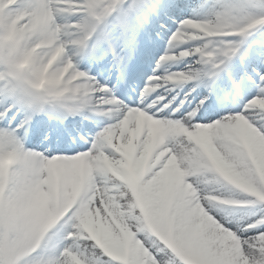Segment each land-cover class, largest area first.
<instances>
[{
    "label": "snow or ice",
    "instance_id": "6c2138e0",
    "mask_svg": "<svg viewBox=\"0 0 264 264\" xmlns=\"http://www.w3.org/2000/svg\"><path fill=\"white\" fill-rule=\"evenodd\" d=\"M118 4L119 0H12L8 2L7 8L0 10V37H3L0 45V81L6 89L16 94L18 103L35 111H42L45 105H54L63 99L78 100L83 106L89 103L90 93L94 92L102 94L95 101V108L106 105L122 109V119L105 129L92 144L90 151L80 152L67 145L62 138L48 140L45 137L48 140L45 147L50 148V158L47 159L38 153L23 151L16 137L25 123H30V118L22 121L15 129H0V157L5 160V184L10 159L11 164L19 165L25 174L46 173L41 183L47 186L46 190H42L40 183L35 184L30 197L23 201L10 199L7 194L0 197V264H144V253L147 254L148 264H264V216L229 227L230 222L218 218L213 212L217 204L208 209L210 218L199 215L190 206L191 202L185 199L180 189V180L174 179L175 171L162 156L163 149L160 148L163 145L183 153L187 151L190 138L213 157L236 188L264 203V152L260 150L264 142L243 126L232 123L236 116H243L250 122L249 117L254 111L264 120V111L253 104L254 101H264V95L252 98L237 113L224 117L214 112L210 103L201 100L200 107L194 108L187 115L182 114V121L161 120L146 115V109L124 108L117 100L105 98L111 97L107 88L95 84L85 73L74 68L83 77L82 87L61 89L53 86L47 90L27 80L19 70L16 63L21 38L18 24L27 23L29 19L40 24L61 13L78 15L82 19L73 28L74 39L71 43L77 48H83ZM236 11L242 14V9ZM258 24L264 25V18L241 22L234 19L230 11L217 14L214 21L187 19L180 23L169 44L242 36ZM104 38L101 35V39ZM211 52L205 44L203 47L181 51L178 56L165 55L163 60L198 54V62L203 63L211 58ZM234 52V45L220 49L215 53L213 64L219 68L223 58ZM191 75L196 76L197 73ZM257 75L261 82L260 92L264 93V74ZM186 79L189 76L184 73L165 75L162 79L154 76L144 93H150L170 81ZM8 111H11V106L0 113V119ZM68 111L72 112L73 109L69 108ZM138 120L142 122L140 128H137ZM201 120L208 122H197ZM132 131L136 132L135 151L129 154L125 150L131 142ZM258 132L264 136V124L260 125ZM73 152L78 154L57 155ZM122 161L131 166V173L121 165ZM81 162L87 165V175L78 195L70 200L63 193ZM54 166L60 172L58 218L54 223L42 227L36 218L43 198L55 189L56 178L52 175ZM112 166L119 172L123 185L116 181L98 179L114 173ZM130 176L132 183H129ZM123 186L137 191L139 208L144 211L143 227L135 232L139 248L130 246L120 224L113 227L104 220L106 231L98 230L97 237L107 249L108 254L103 256L108 259L89 261L79 246L65 247L58 255L47 260L38 258L41 241L50 229L56 225H66L70 230L65 238L77 242L82 235L81 230L90 226L93 213L99 205L116 197ZM221 200L224 202L219 204L236 203ZM100 218L97 214V223Z\"/></svg>",
    "mask_w": 264,
    "mask_h": 264
},
{
    "label": "rangeland",
    "instance_id": "374dc122",
    "mask_svg": "<svg viewBox=\"0 0 264 264\" xmlns=\"http://www.w3.org/2000/svg\"><path fill=\"white\" fill-rule=\"evenodd\" d=\"M9 1L10 0H8V2ZM238 8L242 9V14L236 11ZM186 11H193L198 15L192 16L184 14ZM225 11L232 12L233 18L238 19L241 22L249 19L264 18V14H262L264 12V0H195V2H192L191 6L184 3L183 0H119V4L113 10L111 15L106 18L104 24L97 29V32L92 36L91 40L86 42L88 43L87 47L77 48L70 40L65 42L64 58L71 61L73 68L76 71L87 73L86 76L95 84H99L101 87H105L107 89H118V87H120V80L122 79L121 77L123 74L121 63L124 59L125 61H129V58L125 57L126 53H128V50H126L128 43H130L129 46L133 49L132 51H135L139 50V45L142 47L143 43H149L148 39L150 40L152 37V44H150L155 50L157 47V52L155 53V55H157L161 52V50L165 49L166 45L169 43L166 41L165 45V39L167 37L171 38L182 21L187 19L197 21H214L217 14ZM257 11L263 12L258 14L256 13ZM81 19L82 17H79L78 15H69L66 18L58 19V23L79 24ZM155 29L159 31V33L156 32ZM70 31L74 30L70 29ZM166 32L168 33L164 37V33ZM245 34L246 37L240 40L236 37L225 40L223 48L229 45H234L235 52L231 56L224 58V62L220 63L219 68H217L214 64L211 65L207 63L206 61L199 63L198 61L200 60V57L198 54L190 57H184L186 63L184 69L181 71H177L179 68H173V66L168 68L167 72L164 68H159V64H156V66H149V69L153 71H147L142 76L140 91L141 89L144 91V89L148 86V82L154 76L162 79L165 75L175 73H184L185 75H188L189 79L191 78L192 80H196L198 82V87H200L203 84V81L200 80L208 76V73L211 70H215L216 72L222 71L227 67L225 62L232 61L235 66V70L226 69L224 74L221 76L223 83L219 84L220 90L216 96H213V99L207 95H204L203 97L198 95L194 102L193 100L190 102V104L193 102L191 107H185V102L189 99L188 96L193 94V92H191L192 88L189 90L186 89L182 91L183 95L176 94L171 96V101L177 100L179 101V104H173L174 107H172L169 112L178 117L176 121H182L183 115H187L188 112L192 111L194 108L200 107V101L204 100L205 103L211 104L212 110L219 113L220 117L237 113L241 107L246 105L252 98L257 97L258 95H264V93L260 92L261 82L257 75V73L264 74V70L259 72L256 70L251 71L254 69L253 64L258 61L262 62V66L264 67V25L258 24L254 28L249 29ZM101 35L106 38L101 39ZM154 39H157L161 44L158 45L153 42ZM94 40L96 41L94 42ZM206 40L207 39L178 42L173 46H168V51L165 55L178 56L181 51L190 50L196 47H203ZM207 55L208 54L206 53V56ZM180 59H175L173 62L176 63ZM251 72H255V74H252ZM192 73H197V75L192 76ZM178 81L180 80H176L174 82ZM3 85L4 83L0 86V89ZM175 87L176 86L168 82L167 84H163L161 87L155 88L153 93L161 92L163 89L170 92L173 91ZM209 87L210 84H205L203 86V88L208 89ZM134 92L135 91H133V93ZM91 94V103H89V108H83V105L81 112L75 115L73 125L67 127V130L60 134V138H56H62L67 145L78 149L80 152L90 151L92 144L97 140L100 134L104 132L105 129L119 122L116 118L110 120L106 119L107 113L105 112L111 108L114 109L113 106L102 105L99 109H105V112L103 111L104 114L96 113V110L98 109L93 105L99 95L102 94L94 92ZM8 96H10V99L7 100L8 103H6V105L9 104L8 107H10L12 105L11 100L14 96H16V94L10 93ZM132 96L136 99L137 93ZM105 98L115 99L120 104L126 102L123 95H121L120 90L118 91V94ZM157 98L160 100L164 99L163 95L158 96ZM130 99L132 100V97ZM210 99H212L211 102ZM160 102L156 103L154 101V103L151 104L152 113L159 110L164 105H168L167 102ZM6 105H0V113L5 111L4 107ZM134 105L135 104L128 102L125 107H134ZM16 109H11L13 113L11 116H7L9 113L8 111L7 115L3 119H0V129H15L22 121H26L29 114L31 115L30 117H32L33 114L37 113L35 110L28 109L23 105H20L19 111ZM56 110L57 109L53 106L50 108V111L53 114H60L62 111L61 109L58 112ZM19 112H21V115L18 114ZM39 115L42 117V114ZM13 116H15L14 120ZM92 117L100 118L101 120L99 124H93ZM50 121L53 122V118H51ZM197 122L207 123L208 121L201 120ZM30 126L32 125H27V123H25L24 128H21L16 133V137L20 141L22 148L26 152L38 153L39 155L44 156L45 159L50 158L48 155L50 148L45 147L48 143V140H45V137L50 140V132L47 133L44 131L43 135L34 136L29 133ZM55 133L56 132H53L52 135ZM131 147L132 144H129L126 149L128 153L130 152V154L132 152ZM260 150L264 152V144L260 145ZM105 151L107 154V150ZM75 154L78 153H57V155L65 156ZM124 162L125 161H122V166ZM56 163L58 164V162ZM112 167L114 173L119 175V172L115 170V166ZM130 169L131 167L128 169L129 172ZM86 171V163L81 162L80 167L75 171L70 179L67 190L63 193V195H65L68 199H74L78 195L77 186L82 184L86 176L84 175ZM52 175L56 178L55 189L53 193H50L43 198L36 218L37 223L42 227H46L51 223H54L58 218L57 202L61 196V189L60 172L56 166L53 167ZM174 179L177 181L180 180V174L178 171H175ZM195 179V177H188L189 182H192ZM129 183H132L130 178ZM213 188L219 195L220 199L236 201V203L217 204L213 207V212L218 218L230 222L228 224L229 227L242 225L255 218H259L251 217L249 212L239 209L237 206L242 207L243 205H250L255 208L254 210L262 211L264 216V203H260L258 201L254 202L251 198L244 197L238 189L231 185H214ZM86 229L90 232H94L97 236L98 230L106 231L104 219L101 217L97 223L96 217H93L90 222V226ZM69 230V227L66 225H56L50 229L45 238L41 241V245L38 249V258L47 260L58 255L65 247L71 248L73 246H79V242L69 241L65 238ZM91 259L96 260V257H91ZM100 259L104 260L108 258L101 256Z\"/></svg>",
    "mask_w": 264,
    "mask_h": 264
},
{
    "label": "clouds",
    "instance_id": "9594fccd",
    "mask_svg": "<svg viewBox=\"0 0 264 264\" xmlns=\"http://www.w3.org/2000/svg\"><path fill=\"white\" fill-rule=\"evenodd\" d=\"M7 6L8 0H0V10ZM67 16L69 15L61 13L40 24H36L31 19L27 23L18 24L21 38L18 43L16 63L24 77L42 90L53 86L61 89L83 86L82 77L73 70L71 61L64 58L65 42L74 39V34L70 29L75 28L76 25L58 23V19ZM2 43L3 37H0V45ZM253 104L264 111V101H254ZM232 123L243 126L258 140L264 142V136L260 135L247 118L236 116ZM160 148L163 149L162 156L170 162L174 171L180 174V189L185 199L191 202L190 206L194 207L199 215L210 218L208 209L224 202L219 195L215 194L213 186L231 185L236 188L234 182L218 167L213 157L190 138L186 152L173 151L171 147L165 148L163 145H160ZM188 177L196 179L189 182ZM45 178L46 173L44 172L33 175L25 174L20 170L19 165L11 164L9 159L7 184H5V160L0 157V197L7 194L15 201L27 200L35 184L40 183L41 189L46 190L47 186L41 183ZM98 179L116 181L123 185L120 175L116 173L101 176ZM205 205L208 207L206 208ZM97 214L113 227L117 223L120 224L130 246L139 248L135 232L143 227L144 211L139 208L136 190L128 186L120 187L119 194L107 202H102L93 213V217L95 218ZM81 231L82 235L77 242H79L80 251L89 261L93 260L91 257L100 259L101 256L108 254L107 249L94 232L86 228ZM69 241L72 240L69 239ZM144 256V264H148L147 254L144 253Z\"/></svg>",
    "mask_w": 264,
    "mask_h": 264
},
{
    "label": "bare ground",
    "instance_id": "6f19581e",
    "mask_svg": "<svg viewBox=\"0 0 264 264\" xmlns=\"http://www.w3.org/2000/svg\"><path fill=\"white\" fill-rule=\"evenodd\" d=\"M193 1L195 2V0H183L184 3H187L190 6H191ZM184 14H188V15H192V16H197L198 15L196 12H193V11H186V12H184ZM155 31L159 33V31H157L156 29H155ZM167 33L168 32L164 33V37L166 36ZM232 37H236L238 40H240V39H243L244 37H246V34L244 33V35H242V36H232ZM232 37H226V38L217 37V38H212V40H208L207 39L205 44H207L208 48H210L212 50V52H211V58L207 59L206 62L211 64V65H213L212 60L215 59V53L224 47L223 43L225 42L226 39H229V38H232ZM151 40H152V37L150 38V41ZM169 40H170V38H168V37L165 39V45H166V41L169 42ZM95 41L96 40H94V42ZM154 42L156 44H158V45L161 44L157 39H154ZM173 45H170L168 43L166 45L165 49L162 50V55H159L157 57V60L155 61V63L156 62H165L163 64L164 67L167 66L168 68H170V67L173 66V68H177V69L179 68V70H177V71H181V70L184 69L185 63H186L185 62L186 60L184 58H181L176 63L171 62L169 60L168 61L163 60V57L165 56V54L168 51L167 50L168 46H173ZM144 51H145V47H143L141 49V52L138 51L136 54L132 50H129V52L133 53L129 57L131 59V63L129 65V69H135V70H132L130 72L131 80L132 79L138 80L141 77L142 73L145 71L144 69L147 67V61L143 60L141 58V54ZM151 52L152 51L150 50L149 53H151ZM145 54H146V52L144 53V55ZM133 56H135V58ZM218 62L219 61H216V63H218ZM223 62H224V58H223ZM137 64L139 66H143V67L139 68L137 66ZM225 65L227 67L225 69H223L222 71H219L217 73H215V71L211 70L212 72L210 71L208 73V77H205L204 79L200 80V81H203V82L205 81V83H203L200 87H198V85H197L198 82L196 80H192L191 78L187 79V81L181 80V82L180 81L177 82V83H182L181 86H180V87H182V89L189 90L190 88H192L191 92H193V94L188 96L189 99L185 102V107H191L193 105L194 100L196 99V97L198 95L203 97L204 95L210 96V93L211 94H213V93L216 94V93L219 92V90H220V85L219 84L223 83V80H222L221 76L224 74L226 69L233 70V71L235 70V66H234L232 61L225 62ZM253 66H254V69H252L251 71L256 70L257 72H259V71H263L264 70V67L262 66V62L258 61L257 63L253 64ZM134 71H136V72H134ZM167 71H168V69L166 70V72ZM251 73L255 74V72H251ZM168 74H171V73H168ZM81 79H83V77ZM121 81H123V79ZM172 83L174 84V82H172ZM205 84H210L209 89L208 88H203V86ZM108 90L111 93V95L118 94V91H119V89H114V88H110ZM137 90H138L137 96H136L137 100L134 98V96H132V100L128 99L126 101V102H129L131 104H135L134 107H131V106L125 107L126 104H123L124 108H140L141 110H145L146 109V115H152L156 119H161V120H169V119H171V121H176L177 120L178 117H176L173 113H171L169 111L172 109V107H174L173 104H177V105L179 104V101H177V100L171 101V96L175 95V93H178L179 91L173 90V91L169 92L166 89H163V91H161V92L153 93V91H152L150 93H146L145 94L142 89L140 91L139 87H137ZM10 93L11 92L8 89H6L4 87V85H3V88L0 89V105H6V103H8L7 100H9L10 96H11V95L8 96V94H10ZM178 94H180V93H178ZM91 95L92 94L90 93V96L88 98L89 103H91L90 102ZM162 95L164 97L163 100H160V99L157 98L158 96H162ZM134 100H135V102H134ZM192 100H193V102L190 104V102ZM154 101L156 103H159L160 101H162L160 103H164V102L166 103L167 102L168 105H164L162 108H160L159 110L154 111L152 113L151 112V109H152L151 108V104H153ZM11 102H12L11 103L12 104L11 105L12 106L11 109L14 110V109L17 108L16 110L19 111V107H20L21 104L17 102L16 96H14L12 98ZM89 103L84 105V107L89 108V105H90ZM8 106H9V104L6 105L4 108L6 109V108H8ZM47 106L48 105H46V107H44V109L42 111H38L37 112V114L38 113L42 114V117L40 119L38 118V120H36V118L31 117L30 118V123L32 121L41 122L40 124H42V125L46 124V126H44V127L50 126V128L51 127L54 128V130H56L57 132L59 130H63L64 127H59L58 125H53V124L57 123L58 119H60L61 117L62 118L63 117L64 118L67 117L64 112H69L68 109L72 108L73 111L70 112V114L71 115L73 114V116H74L76 114H79V112H81V110H82V106L80 104V101L74 100V99H63L60 102H58V103L53 105L57 109L56 110L57 112L60 109L63 111L62 115L61 114H50V110L47 109ZM113 108L114 109L111 108L107 112H105V109L104 110L103 109H98V110H96V113L104 114V112H105V113H107L106 119L110 120V119L116 118V119H118L120 121L122 119V114H121L122 109L115 108V107H113ZM12 114H13L12 111H9L7 116H11ZM18 114L21 115V112H19ZM28 116H30V114ZM51 118H53V120H54L53 123L50 122ZM249 119H250V123L252 124V126L256 127L257 131H260V125L264 124V120H261L258 112H255V111L252 112V115H251V117H249ZM100 120H101L100 118L92 117V123L93 124H96V125L99 124ZM69 122H70V120H69ZM28 124L29 123H27V125ZM141 124H142V122L138 120L137 121V128H140ZM30 134L34 135L33 132H31ZM130 137H131V142L129 144H132V147H131V151L132 152L131 153H133L135 151L136 132L135 131L130 132ZM155 138L156 137L154 136L153 139L155 140ZM125 151L127 152V150H125ZM129 154H130V152H129ZM121 164H122V162H121ZM123 167L128 171V168L130 167V165L125 161L124 164H123ZM131 171H132V169H130L129 173H131ZM84 175H87V171L84 173ZM129 178L131 179V176ZM80 186H81V184H79L77 186V192H79ZM237 207L239 209H243V210L249 212L251 217H261V216H263L262 211H256V210H254L255 208L250 206V205H243L242 207L241 206H237Z\"/></svg>",
    "mask_w": 264,
    "mask_h": 264
},
{
    "label": "trees",
    "instance_id": "16d2710c",
    "mask_svg": "<svg viewBox=\"0 0 264 264\" xmlns=\"http://www.w3.org/2000/svg\"><path fill=\"white\" fill-rule=\"evenodd\" d=\"M262 12H263V11H257V13H259V14L262 13ZM262 14H264V13H262Z\"/></svg>",
    "mask_w": 264,
    "mask_h": 264
}]
</instances>
